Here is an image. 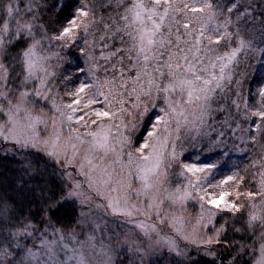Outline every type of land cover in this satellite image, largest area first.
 Segmentation results:
<instances>
[{"label": "snow or ice", "instance_id": "obj_1", "mask_svg": "<svg viewBox=\"0 0 264 264\" xmlns=\"http://www.w3.org/2000/svg\"><path fill=\"white\" fill-rule=\"evenodd\" d=\"M65 7L0 0V154H41L65 181L41 190L39 219L0 193V264H116L122 244L264 264V83L244 91L264 0H75L46 22ZM197 144L243 171L185 159ZM69 201L75 226L57 227ZM93 209L133 227L109 235Z\"/></svg>", "mask_w": 264, "mask_h": 264}, {"label": "trees", "instance_id": "obj_2", "mask_svg": "<svg viewBox=\"0 0 264 264\" xmlns=\"http://www.w3.org/2000/svg\"><path fill=\"white\" fill-rule=\"evenodd\" d=\"M60 2L67 5L62 12L58 13L57 9L53 8L45 16L46 22L53 24V26H58L55 24L56 21L63 22L65 16L69 15L75 7V0H60ZM49 3H52V0H49ZM259 27V23H257L256 41L258 44L261 40ZM73 57L77 58L78 66H83V57L79 56L78 53L74 54ZM262 81L264 82V78H261L259 65L253 60V66L248 68V76L244 84L245 94L248 95L249 93H253L255 88L260 86L259 84H262ZM198 153L200 155V160L198 162H215L218 160L217 178H219L220 175L228 173L233 168L234 164H240L241 170L243 171L244 161L241 160L239 153L217 157L211 153L200 152V146L197 144L194 147L188 148L184 158L192 160ZM25 169L28 170L25 171ZM60 173L61 170H59L53 162L35 152L30 155L20 153L15 155L0 154V193H5L11 198L18 214L19 212H23L25 215H28V213L31 212L39 219L38 209L41 203V190H44L45 198H47L49 190H54L59 194L65 183ZM78 209L79 207L76 204L68 202L65 209L59 213L58 218L55 220L57 227L70 228L75 226V221L79 215ZM104 221L107 223L102 225V227H104L102 229H104V232L107 231L109 235H115L122 229V224L116 221L113 223L105 218ZM109 222L112 223L110 224ZM111 226H113L112 229ZM81 229L88 231L89 225L85 228L80 226L77 228V231ZM97 235L99 236L100 233H97ZM180 243L183 245L182 241ZM123 246L125 245L122 244L117 251L123 248ZM161 251H163L161 254L162 257H153L148 264H177V260L181 259L169 253L166 248ZM232 255H234V253L228 251L223 253L225 264H227ZM193 259L198 260L199 264H206V258L196 257L195 253H193ZM244 259H248V257H244ZM121 263L117 262L116 264Z\"/></svg>", "mask_w": 264, "mask_h": 264}, {"label": "rangeland", "instance_id": "obj_3", "mask_svg": "<svg viewBox=\"0 0 264 264\" xmlns=\"http://www.w3.org/2000/svg\"><path fill=\"white\" fill-rule=\"evenodd\" d=\"M72 59H73V64H72L71 67L74 70L78 66V61L76 60L77 59L76 57L75 58L72 57ZM259 69H260L261 78L263 79L264 78V67L259 66ZM261 83H264V82L262 81ZM259 85H261V84H259ZM256 89H257V87L255 88V91H256ZM255 91L253 93H255ZM54 165H56V164H54ZM57 167L59 168V166H57ZM59 170H61V169L59 168ZM69 202H72V201H69ZM77 206L79 207V205H77ZM93 215L96 217V220L100 224L101 228H104V227H102V225L106 224L105 221H104V218L108 219L109 221H112L114 223V220L112 218L103 216V211L102 210L93 209ZM116 222L119 223L118 221H116ZM89 223H91V221ZM81 226H82V228H85L86 226H88V224L81 225ZM132 227L133 226L129 225V224H122V229H120V231H118L119 234L121 233L120 234L121 240H123L124 234L126 232H128L129 229H131ZM112 228H113V226H111V229ZM166 231H167V229H166ZM105 233H108V232L106 231ZM130 239L134 240V239H136V237L133 235V236L130 237ZM124 245L125 246H123V248H121V249H119L117 251L118 255L116 257V263L117 262H120V263L122 262L124 264H140V260L143 259L144 264H148L153 257L154 258L155 257L156 258L162 257V255H161L163 253V251H161L162 249L161 250L160 249L156 250L154 252H149L148 254H146L143 257H141L140 255L136 254L134 251H129L128 250V245H126V244H124ZM120 256H122V257H120Z\"/></svg>", "mask_w": 264, "mask_h": 264}]
</instances>
